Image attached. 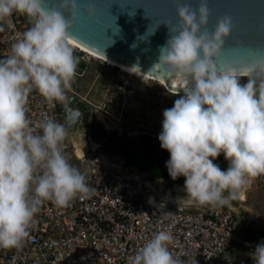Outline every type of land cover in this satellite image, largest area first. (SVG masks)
Returning <instances> with one entry per match:
<instances>
[{"label": "clouds", "instance_id": "obj_1", "mask_svg": "<svg viewBox=\"0 0 264 264\" xmlns=\"http://www.w3.org/2000/svg\"><path fill=\"white\" fill-rule=\"evenodd\" d=\"M85 11L90 19L95 15L91 4ZM14 13L31 27L0 59V249L24 245L45 202L66 208L95 191L63 152L65 125L50 117L33 126L27 115L33 91L50 104L64 102L76 79L80 61L68 30L78 17V0H57L51 8L45 0H0V32L14 27ZM177 14L179 23L168 26L170 38L155 65L185 85L174 106L163 111L158 139L170 154L165 167L173 181L185 178L184 203L230 206L254 179L264 177V54L251 53L242 83L238 68L218 71L216 63L232 18L223 17L210 31L209 0H199L196 10L180 5ZM221 154L226 171L213 162ZM171 241L170 233L159 231L134 264H183L169 250ZM250 256L253 264H264V241Z\"/></svg>", "mask_w": 264, "mask_h": 264}, {"label": "built area", "instance_id": "obj_2", "mask_svg": "<svg viewBox=\"0 0 264 264\" xmlns=\"http://www.w3.org/2000/svg\"><path fill=\"white\" fill-rule=\"evenodd\" d=\"M12 20L14 27L0 32V59L11 54V45L31 27L19 14L14 13ZM74 53L86 65L107 64L78 48ZM84 72L85 68L78 65L76 79ZM120 82V91L132 87V77L124 73ZM68 92L76 94L72 88ZM64 104H50L33 91L28 118L33 126L50 117L65 125L68 137L63 152L95 191L90 198H77L66 208L45 202L24 245L20 249H0V264H134L136 254L159 231L170 233L169 250L183 264H253L250 253L259 242L239 237V220L231 208L178 205L181 202L174 199L172 190L163 196L158 194V181L140 180L129 169L114 170L96 158L89 163L91 152L87 150L81 158L74 132L63 117ZM256 180L264 190V177ZM235 242L246 246V253L233 256Z\"/></svg>", "mask_w": 264, "mask_h": 264}, {"label": "water", "instance_id": "obj_3", "mask_svg": "<svg viewBox=\"0 0 264 264\" xmlns=\"http://www.w3.org/2000/svg\"><path fill=\"white\" fill-rule=\"evenodd\" d=\"M185 3L196 10L199 0H78L79 14L68 30L69 39L128 69L164 79L166 83L168 79L182 82L155 65L160 48L170 38L168 26L178 25L177 8ZM56 4L57 0H45L46 8ZM89 4L95 9L91 19L85 11ZM209 8L210 31L225 16H230L233 23V30L216 61L218 71L235 67L240 78L247 77L243 66L251 62V53L255 50L264 54V0H209ZM182 89L175 90L183 93ZM75 100L76 97L71 96L62 110L64 120L72 129H77L83 114L74 104ZM106 154L101 151L98 160L108 168L121 170L118 162L115 166L103 161ZM215 161L222 165L227 162L223 154ZM122 171L126 172V169ZM139 179L149 181L142 176ZM169 204L177 205L170 201ZM178 205L186 204L181 202Z\"/></svg>", "mask_w": 264, "mask_h": 264}, {"label": "rangeland", "instance_id": "obj_4", "mask_svg": "<svg viewBox=\"0 0 264 264\" xmlns=\"http://www.w3.org/2000/svg\"><path fill=\"white\" fill-rule=\"evenodd\" d=\"M83 77L77 79L78 92L98 118L111 130L133 134L159 135L162 131L163 111L174 106V102L183 94H176L166 83L146 80L142 77L132 78V87L119 90L123 73L118 68L107 64L91 62L87 65ZM127 76V75H126ZM130 79V78H129ZM85 129L74 132L76 144L91 151L88 162H93L98 145L86 141ZM150 181V180H149ZM158 194L163 196L171 191L176 196L186 197L183 186L167 185L157 182ZM155 187V185H154ZM168 196L171 197L170 193Z\"/></svg>", "mask_w": 264, "mask_h": 264}, {"label": "flooded vegetation", "instance_id": "obj_5", "mask_svg": "<svg viewBox=\"0 0 264 264\" xmlns=\"http://www.w3.org/2000/svg\"><path fill=\"white\" fill-rule=\"evenodd\" d=\"M77 108L81 109L83 111L82 117L80 118L79 121V125L77 127V129H72L73 132L77 131L78 129H85V134H84V138L85 140L91 141L95 144L98 145V150L97 153L95 155V158L98 160V157L100 155L101 151H105L107 154L103 155L106 159H103L104 162H110L109 164H114L115 166L117 164H115L116 162H118L119 164H121V167H125L127 169H129V171L131 173H135L139 176H142L144 178H147L150 181H159V180H154L152 179V177L145 173L142 172L141 170H139L138 168L132 166V167H128L126 165V161L125 159L122 157L119 148V144L121 143H127L129 146V149H131L132 151L137 148L140 149L141 146L143 145L144 141L147 140L146 138H148V140L150 139H158L159 135H149V134H129V133H123V132H116V131H111L104 122H102L98 116L90 110V108L83 104L82 102L77 103L76 105ZM98 130V131H97ZM99 130H104L105 132H101ZM115 136L116 140L119 141L121 139V143H116L111 141V137ZM144 137V138H143ZM118 149V150H117ZM91 152V151H90ZM112 155L113 157L111 158ZM164 160L167 161V154H164L163 156ZM112 159V161H110ZM99 163L103 164L102 162H100V160H98ZM216 162V161H215ZM218 163V162H217ZM219 164V163H218ZM167 187H172L170 186L169 181L167 180H162Z\"/></svg>", "mask_w": 264, "mask_h": 264}, {"label": "crops", "instance_id": "obj_6", "mask_svg": "<svg viewBox=\"0 0 264 264\" xmlns=\"http://www.w3.org/2000/svg\"><path fill=\"white\" fill-rule=\"evenodd\" d=\"M74 55L77 56L75 53ZM81 63H83L84 66L80 65ZM79 65L82 69L88 67V64L86 65L82 61L79 62ZM76 80L77 79H75V81ZM75 81L72 84V89H77L79 86ZM71 96L76 97L75 105L84 101L78 92H76V94H70L67 91L66 100L64 101L65 104ZM241 192L238 199L231 201L230 206L227 207L235 212L239 220V237L243 240H255L260 243L264 241V190L259 187L257 180L254 179L252 183ZM174 199L184 203L181 200L183 199L181 196L175 195ZM246 250V246L241 242H235L231 253L233 256L237 257L239 253H246Z\"/></svg>", "mask_w": 264, "mask_h": 264}, {"label": "trees", "instance_id": "obj_7", "mask_svg": "<svg viewBox=\"0 0 264 264\" xmlns=\"http://www.w3.org/2000/svg\"><path fill=\"white\" fill-rule=\"evenodd\" d=\"M80 65L84 66L83 63ZM248 77L240 78L241 82H246ZM98 131V130H97ZM102 133L105 132L104 130H99ZM144 138V137H143ZM147 140L144 141L143 145L140 149L135 151L129 149V146L127 143H121V139L119 141L116 140L115 136L111 137V141L119 144V150L122 155V157L126 161V165L128 167H136L142 172H145L149 174L152 179L154 180H167L170 183V186H183L185 178L179 177L177 180L173 181L170 176L168 175L167 168L165 167L166 161L164 160L163 156L164 154H167V161L170 158V154L166 150H162L160 147V142L157 139H150L146 138ZM117 149V150H118ZM215 164H218L217 162H214ZM221 168V170H227L228 168V161L225 164H218Z\"/></svg>", "mask_w": 264, "mask_h": 264}, {"label": "bare ground", "instance_id": "obj_8", "mask_svg": "<svg viewBox=\"0 0 264 264\" xmlns=\"http://www.w3.org/2000/svg\"><path fill=\"white\" fill-rule=\"evenodd\" d=\"M68 43L73 46L74 48H78L79 50L83 51V52H86L96 58H99V59H102L104 60L109 66H112V67H116L118 68L119 70H121L122 73H124L125 75H127V77H142L143 79H146V80H152V81H156V82H162V83H166L164 79H160V78H157V77H153V76H150V75H146V74H143V73H140V72H137V71H134V70H131V69H128L124 66H121L103 56H100L92 51H90L89 49L73 42L72 40H70L68 38ZM168 85V88H170L171 90H173V92H176V94H183V93H180L178 91H176L175 89L176 88H184V83L183 82H180V81H174V80H169L168 79V82L166 83ZM77 142V141H76ZM77 148H78V155L81 157V158H84L86 153H85V149L84 147H82L81 145L79 144H76ZM104 159V158H103ZM109 164V163H108ZM154 187V186H153ZM156 187V186H155ZM242 193V192H241ZM186 204V203H185Z\"/></svg>", "mask_w": 264, "mask_h": 264}]
</instances>
